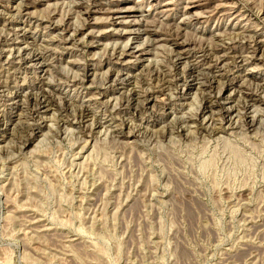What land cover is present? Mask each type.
Instances as JSON below:
<instances>
[{
  "label": "rangeland",
  "instance_id": "obj_1",
  "mask_svg": "<svg viewBox=\"0 0 264 264\" xmlns=\"http://www.w3.org/2000/svg\"><path fill=\"white\" fill-rule=\"evenodd\" d=\"M0 264H264V0H0Z\"/></svg>",
  "mask_w": 264,
  "mask_h": 264
},
{
  "label": "bare ground",
  "instance_id": "obj_2",
  "mask_svg": "<svg viewBox=\"0 0 264 264\" xmlns=\"http://www.w3.org/2000/svg\"><path fill=\"white\" fill-rule=\"evenodd\" d=\"M29 6V5H28ZM85 6V5H84ZM30 7V6H29ZM80 7V6H79ZM87 8V7H86ZM86 11V17L87 18H89V17H91L92 16V13L93 12H95V11H103V12H105V13H110L111 12V10H110V8H104V7H98L97 5H92V6H89V8H87V9H85ZM84 12V11H83ZM172 30V29H171ZM173 31V30H172ZM172 31H170V33H173ZM167 32H169V31H167ZM175 32V31H174ZM149 33H150V31H149ZM156 33H157V31H155V32H151V34L152 35H156ZM167 34V33H166ZM174 34V33H173ZM175 35V38H174V43L176 44V45H179L180 47H194L195 46V44H193L190 40H183V38H180V34H174ZM173 35V36H174ZM167 36V35H166ZM169 36H170V34H169ZM171 36H172V34H171ZM172 38V37H171ZM258 41H257V45H258ZM255 44H256V42H255ZM195 48V47H194ZM211 48V47H210ZM200 50V52H203V54H207L208 52H209V49L206 47H202V48H199ZM213 49V48H212ZM197 50H198V48H197ZM124 51V50H123ZM178 51V50H177ZM255 51V50H254ZM128 54V52H125L124 51V53L122 52V53H119V56H123V55H127ZM179 56V55H178ZM181 56V55H180ZM110 58H111V56H110ZM180 59H181V57H179ZM109 59V58H108ZM179 59V60H180ZM163 69V68H162ZM154 70V69H153ZM155 70H157V69H155ZM161 70V69H160ZM148 72H150V71H148ZM157 72V71H156ZM197 72H198V68L195 66H193V68H190L189 70H188V74L190 75V76H193V75H195V74H197ZM187 73V72H186ZM159 74V73H158ZM199 74V73H198ZM146 75V74H145ZM151 77V76H150ZM200 77V76H199ZM179 79V78H178ZM177 79V80H178ZM122 80V79H121ZM180 80V79H179ZM184 80V79H183ZM183 80H180V81H177L176 83L177 84H180V83H182L183 82ZM156 81V80H155ZM169 81V80H168ZM231 82V81H230ZM162 83V82H161ZM168 83V82H167ZM170 83V82H169ZM79 84V83H78ZM163 84V83H162ZM164 84H166L165 83V81H164ZM163 84V85H164ZM163 85H161V87H163ZM230 85H231V83H230ZM160 86V85H159ZM159 86H158V92L157 93H155V95L156 94H162L163 93V89H161V87L159 88ZM167 86V85H166ZM170 86V85H169ZM179 86V85H178ZM168 88V87H167ZM164 89H166V88H164ZM204 94V93H203ZM208 94V93H207ZM36 96V95H35ZM42 96V95H41ZM150 96V95H149ZM154 96V95H153ZM209 96V95H208ZM31 97V96H30ZM131 97L132 98H130V99H132V102H133V104H137L138 103V100L140 99V98H142L143 97V94H142V92L141 93H137V91H135L134 93H132L131 94ZM150 97H152V96H150ZM210 97V96H209ZM208 97V98H209ZM38 98V97H37ZM35 99V98H34ZM39 99V98H38ZM148 99V98H147ZM146 99V100H147ZM205 99V98H204ZM211 99V98H210ZM34 101V100H33ZM140 101V100H139ZM216 101V100H215ZM39 103L38 104H41V105H47L48 103H52V102H50V97H48V96H46V95H43L42 96V98H41V100L40 101H38ZM130 102V101H129ZM141 102V101H140ZM70 103V101L69 100H65V106H68V104ZM131 103V102H130ZM217 103V102H216ZM36 104V103H35ZM53 104V103H52ZM124 104V103H123ZM37 105V104H36ZM71 105V104H70ZM69 105V106H70ZM125 105V104H124ZM215 105H217V104H214L213 102H209V99H207L206 100V104H205V108H204V111H208L209 110V112H211L212 114L214 113V111H216V108H215ZM219 105V104H218ZM39 106V105H38ZM48 106V105H47ZM220 106V105H219ZM218 108V107H217ZM82 110L80 111V113H79V117H84L85 116V114H87L86 112L88 111V109L86 108V107H84V108H81ZM68 110V109H67ZM218 112H220V114L219 115H221L223 118H227V113H225L224 112V110L222 109V110H219ZM204 113V112H203ZM216 113V112H215ZM214 113V114H215ZM76 118V117H75ZM255 121V120H254ZM254 121H252L251 122V125L254 123ZM99 122V121H98ZM94 125V124H93ZM253 127V126H252ZM91 130H92V128H91ZM93 131V130H92ZM92 131H90V132H92ZM134 134V133H133ZM115 136V135H114ZM136 136V135H135ZM123 137L125 138V139H128V137H129V135H127V134H125V135H123ZM117 138V137H116ZM122 139V138H121ZM28 140H29V138H28ZM27 142H29V141H27Z\"/></svg>",
  "mask_w": 264,
  "mask_h": 264
}]
</instances>
